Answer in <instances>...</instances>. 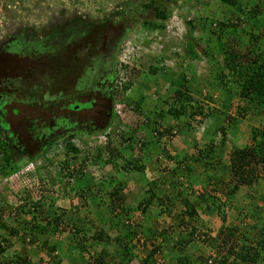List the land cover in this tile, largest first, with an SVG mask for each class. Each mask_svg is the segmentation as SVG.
I'll return each instance as SVG.
<instances>
[{
	"label": "rangeland",
	"instance_id": "1",
	"mask_svg": "<svg viewBox=\"0 0 264 264\" xmlns=\"http://www.w3.org/2000/svg\"><path fill=\"white\" fill-rule=\"evenodd\" d=\"M149 1L0 0V110L4 109L3 112L6 114L16 107H21L24 111L33 109L34 114H30L31 117L39 116L43 125L54 133L50 136L62 130L73 131V141L86 151V153L82 151L81 157L74 159V166L80 167L86 163V172L83 173H92L96 180L101 178L104 182L109 180L110 172L114 174L109 166H102L103 160L109 157L107 154L109 150L105 146L107 142L111 143V147L122 149L123 158L129 160L132 152L130 148H123L126 144L125 138L131 133L133 140L128 142L132 147L135 145L134 163H143L149 178H156V169L160 166L175 167L172 163L174 160L178 161L177 155L170 160L168 151L176 148L179 152L181 146L189 142L187 145H191L190 156L194 163L190 167L192 168L190 172L183 170L179 173L182 189L178 187V190L184 192L185 198L186 192L200 188L198 184L202 181L204 182L201 186L202 191L206 192L209 199L213 198V201L207 200L205 203L210 206L209 208L204 205L198 209L193 223L197 232L195 240L190 243L196 250L208 251L209 244L199 241V238L200 240L206 238L205 233L215 238L221 228L229 225L236 226L238 232L242 233L241 228L250 229L255 225V218H264V168L259 169L258 175L262 181L257 180L249 186L238 184L232 195L227 194L236 184L231 180L229 172L232 149H242L251 145L252 128L264 129V123L263 121L261 123L262 118H252V111L237 95V87H233V93H229L232 94L231 97L226 95L227 92L220 85L210 84L215 82L218 79L216 75L222 72L223 54L210 42L214 36L208 39L209 31L195 29L190 33L187 25L191 20L195 22L198 20L197 24L213 19L225 20L223 16L236 23L237 18L231 17L230 14L223 15L226 13L222 11L224 7L218 0H162V6L171 13L170 18L163 22L162 29L147 30L143 28L142 23L146 20L152 21L154 14L153 9L143 7ZM252 1L262 0H238L242 6ZM259 30L255 27V31ZM194 38L201 40L196 47L199 53L209 54V50L214 48L210 53L213 60L202 58L192 64L190 69L188 65L192 62L186 53V47L189 42L193 43ZM246 38L249 37L243 36L241 42L246 43ZM224 40H219L217 44L225 46L227 40ZM228 41L230 46L231 40ZM257 42L264 46V36ZM217 67L221 69L218 70ZM152 69L154 73L149 75ZM185 71L187 78L192 79V83H186L192 88L191 101H183L186 107L185 116L175 118L169 115L167 110L173 104L172 92L178 87L177 74L186 73ZM171 72L176 75H172ZM173 78L175 85L172 86L170 79ZM145 84H148V87ZM199 88L203 89L196 93ZM140 96H143L142 101L137 100ZM158 97H161L163 102L156 103ZM87 100L99 103L104 112L102 118L91 119L93 116L97 117V114L81 108L73 111L68 107H78ZM134 102H138V108ZM197 108H201L204 113L213 114L203 118L202 123H199L200 117L196 119L189 117ZM241 114L245 116L242 117ZM226 116H237L240 120L235 126H230L223 137L218 130L225 125ZM7 118L10 120L11 130H18L20 136L22 134L25 136L23 143L26 144L28 153L36 155L34 145L36 141L30 140L27 137L29 135L23 132L24 123L19 128L20 118L12 116L11 113ZM108 120H111L113 125L110 134L106 135L108 138L106 140L104 132L96 131L102 129L100 126ZM235 121L233 120L234 123ZM204 130L206 137L211 136L208 141L203 138ZM189 132L192 133V137L189 136ZM198 135L202 136L201 140L198 139ZM151 141L158 143V148L152 147L155 151L142 152L136 144L147 146ZM199 141L202 149H197L195 145ZM211 145L215 158L209 157V160L212 159L210 163L220 167L222 176V181L216 187L218 191L213 190L214 184L208 183L209 180L204 175L203 161L198 160L200 153H205L206 148ZM185 148L186 154L189 151L188 147ZM43 149H46V146ZM64 152V141L58 140L33 161H29L15 175L6 179L0 178V209L2 208L4 212L0 222V234L5 232L3 225L12 227L17 225V222L44 225L42 220L44 211L56 217L60 216L65 222L64 225L78 228L82 226L79 220L85 216L98 229L104 227L103 229L112 237L116 236V232L108 229L109 224L100 219L101 209H105L109 203V197L104 195L107 192L106 187L98 195L101 201L97 198L96 201L91 198L79 199L76 195L73 197L71 192H68L71 191L68 190L69 186L66 187L59 180L61 173L64 182L71 183L66 182L70 179L67 167L63 170V163L67 159ZM90 154L101 156L102 160L98 163L100 166L83 161L84 157ZM147 156L148 159L149 156L155 157L156 162L152 160L149 163ZM121 164L120 160L114 161L116 167ZM165 175L167 178L171 177L169 173ZM197 178L198 184L195 181ZM78 185L79 182L72 187L78 190ZM39 201H42V204L36 211L33 206ZM96 202H102V205L98 206ZM24 204L27 209L34 210L33 215H18V208ZM170 209V212L157 218L156 226L158 230L168 227L167 233L170 232L169 237H173L169 242L172 246L180 242L191 228L180 237L176 231L178 223L176 218L182 213L184 206L179 203ZM223 216L225 222H222ZM134 217L136 218L135 215ZM84 229L78 237L91 238L94 227L90 224ZM28 238L24 232L10 238L9 242L4 243L7 248L6 255L26 253L35 264L50 263L53 254L41 247L39 242L35 245L26 244ZM162 238V235H155L154 238L149 236L145 241L142 236L135 237L133 243L136 252L144 256L146 250L157 246L162 242ZM55 239L57 253L66 260L74 248L73 233L66 230L64 233H58ZM241 243L243 241L239 239L235 244L238 245L236 250H239ZM95 250L99 252L100 247H96ZM93 253L94 250L88 248L83 256L87 259V255L92 256ZM223 254L225 253H218L217 260H220ZM117 262L118 259L113 258L110 264ZM65 263L64 261L63 264Z\"/></svg>",
	"mask_w": 264,
	"mask_h": 264
},
{
	"label": "trees",
	"instance_id": "2",
	"mask_svg": "<svg viewBox=\"0 0 264 264\" xmlns=\"http://www.w3.org/2000/svg\"><path fill=\"white\" fill-rule=\"evenodd\" d=\"M161 1L162 0H150L148 3L144 4L143 7L145 9H153L154 14L152 21L146 20L142 23L143 28L147 30H160L163 27V22L170 18L171 13L162 6ZM218 1L224 7L222 11H225L224 13L226 14L223 15L229 16L230 14L231 17H236V23H232L231 20H229L230 18L228 19L223 15L225 20H214L212 18L213 21H209L207 16H205V19L209 22L199 21L200 23L197 24L198 20H196V22L195 20L188 21V30L190 33H193L195 29H203V32L209 31L207 32L208 39L210 40L211 37L214 36L213 40L210 42L216 45L223 54L224 67L222 68V72L218 76L216 75L218 79L210 84L220 85V87L227 92L226 95H230L231 97L232 94L229 93H233V87H237V95L244 100L245 105L252 111V118H262L261 123L262 121L264 123V46H261V44L259 45L257 42L259 38L264 36V0L252 1L249 4L246 3L244 6L240 5L238 0ZM156 21H160V23ZM212 25L214 26L213 28ZM255 27L260 30L255 31ZM243 36L249 37L248 39L246 38V43L243 41L241 42ZM224 39L227 40L225 46L217 44L219 40L225 41ZM228 39L231 40L230 46L232 47L228 45ZM192 41L193 43L189 42L186 47V53L192 62L188 65L189 68L192 64L197 62V60L202 58L213 60L210 53L214 51V48L209 50V54L199 53L196 47L201 40L194 38ZM217 69L220 70L221 68L217 67ZM152 73H154L153 69L150 70L148 74L153 75ZM171 73L172 75H176L173 72ZM186 74L187 72H179V74H177L179 82L176 86L178 87L172 92L173 104L167 110V113L175 118L185 116L184 109L186 107L183 105V101H191L190 91H192V88L188 87L186 83H192V79L187 78ZM170 83L172 86L175 85L174 78L170 79ZM228 85L232 88H228ZM145 86L148 87V84H145ZM201 89L203 88H199L195 92L198 93ZM141 97L143 96H140L137 100L139 101ZM159 101L163 102V99L158 97L156 103ZM93 103V100H87L79 104L78 107H68L73 111L81 108V110H89V112L96 113L97 117L93 116L91 119L102 118V115H104L103 108H101L99 103ZM137 103L138 102H134L133 104L138 108ZM32 110L27 109L24 111L23 108L16 107L12 108L6 114L3 112L4 109L0 110V131L3 135L0 136V178L6 179L15 175L21 171L29 161H33L38 155L46 151L52 143L63 140L65 149L64 154L67 158L63 163V170L67 167L68 172H70V179L66 180V182L69 181L71 183H65L61 173L59 174V180H61L66 187L69 186L68 190L71 191L68 192H71L73 197L76 195L79 199L91 198L96 201L97 198L101 201V197L98 195H100L106 187L107 192L104 193V195L109 197V203L105 209H101L100 219H104L105 222L109 224L108 229L116 232V236L112 237L103 229L104 227L98 229L85 216L79 220L82 226L78 228L77 226L70 227L64 225L65 222L60 216L56 217L50 212L43 211L42 220L44 221V225L40 223L29 225L25 222H17V225H13L12 227L3 225L5 232L0 234V264H35L26 253L6 255L7 248L4 243L9 242L10 238L16 237L21 232L29 236V238L26 239V244L35 245L39 242L41 247L53 254V258L48 264H63L64 261L66 262L65 264H110L113 258L118 259L117 264H133L134 262L138 264H264L263 217L255 218L256 223L250 229L241 228L242 230L240 229V232L242 231V233H239L238 228L234 225L221 228L215 238H211L205 233L204 236L206 238L203 240L199 238V241L204 244H209L208 251L202 252L200 249L196 250L190 245V243L195 240L197 232L196 228L193 226L194 218L197 215L198 209L204 207L205 203L208 202L207 200L213 201V198L209 199L206 192L202 191V187L197 190H192L189 193L186 192L185 198H183L184 192L178 190V187L182 189L179 177V173L182 172L181 166H160L156 169V178H149L146 173V166L144 164L134 163L136 161L133 159V147L135 145L132 147L128 142L133 140V135L130 133L125 138L126 140H124L126 144H124L123 148H130L132 155L129 160L123 158L122 149L118 150L115 147H111V143L107 142L105 146H107L109 150L107 152L109 157L107 160H103L102 166H109L110 170L114 171V174L110 172L108 181L106 180L104 182L101 178L96 180L94 174L83 173L86 172V163L84 166L82 165L80 167L74 166L73 164L74 159L81 157L82 151H84L81 145L73 141V131L69 130L64 132L62 130L50 136L54 133L50 132L49 128L43 125L44 123L39 116L31 117L30 114H34ZM10 113L12 116L18 119L20 118L18 122L20 124L19 128H21V124L24 123L23 132L29 135L27 137H29L30 140L36 141V143H34V145H36V155H30V153H28L26 144L23 143L25 136L23 134L20 136L18 130H11L10 120L7 118V115ZM242 113H244V111ZM212 114L213 112L208 114L204 113L201 108H197L189 114V117L191 119L200 117L198 121L202 123L203 118L210 117ZM241 115L242 117L245 116L244 114ZM233 120H236L235 123ZM238 120L240 119H238L237 116H226L225 125L221 126L218 131L225 137L228 128L230 126H235ZM112 125L113 123L111 120H108V122L104 121L102 126H100L102 129L96 132H104V136H106L110 134L109 132L112 129ZM60 127H63V125H60ZM250 134V141L252 144L242 149H232L229 157L231 180L236 184H234L232 190L227 192L228 195H232L235 192L238 184L249 186L257 180L262 181L264 179L258 178L259 169L264 168V129L252 128ZM105 139H108L107 136ZM136 144L139 145V149L142 152L152 151L154 150L152 147L155 148L158 145L157 142L153 141L148 144L149 146L140 143ZM45 146L46 149H43ZM206 150L205 153H200L198 160L203 161L205 168L204 175L208 178V183L214 184L213 190L218 191L216 187L219 182L222 181L220 167L216 166L217 164L210 163L212 159L209 160V157L212 158L215 155L213 145L206 148ZM84 153H86V151H84ZM123 159L125 160L124 162ZM168 159L170 158L168 157ZM85 160L100 166L98 163L102 158L100 155L93 156L90 154L84 157L83 161ZM117 160L122 162L121 166L116 167L114 165V161ZM218 163H220V161ZM79 168L82 170L80 171ZM186 170H188V168H186ZM190 170H192V168ZM190 170L188 171L190 172ZM167 173H169L171 177L167 178L165 175ZM130 175H133L139 187L138 192L132 190V186H128L124 182V178ZM78 182V190H76L72 186L76 185ZM173 188L177 191L174 192ZM68 192H66L67 195L69 194ZM41 202L39 201L38 204H34L33 207H35V209H33L38 211L37 208L42 204ZM179 203L184 206V209L181 214L178 213L180 215L176 218L178 220L176 231H178L180 236L184 235L188 228H191V230L188 234L186 233V236H183L184 238H182L180 242L170 246L169 242L173 237H169L171 233H167L168 227L158 230V226H156L157 218L166 212H170V208ZM96 204L101 206L102 202H96ZM205 206H207V204ZM207 207L209 208L210 206ZM34 210L27 209L24 204L18 208L17 213L18 215H33ZM3 213L1 208L0 222ZM222 218V222H225V217L223 216ZM23 223L27 226L25 227ZM90 224L94 227L91 238H79L78 234L82 230H85V226L88 228ZM66 230H70L73 233L75 244L73 251H70L67 259L63 260V257L57 253V240L55 238L58 233H64ZM173 233L174 232H172V234ZM155 235H162V242L151 250H146L144 256H140L139 253L136 252V247L133 243L134 238L142 236L146 241L149 236L150 238H154ZM239 239H241L243 243H241L239 250H236L238 245L236 246L235 244H237ZM96 247H100L99 252H96ZM88 248L94 250V255H87L88 258L86 259L83 254L88 251ZM221 252L225 254L221 256L220 260H217L216 256Z\"/></svg>",
	"mask_w": 264,
	"mask_h": 264
},
{
	"label": "crops",
	"instance_id": "3",
	"mask_svg": "<svg viewBox=\"0 0 264 264\" xmlns=\"http://www.w3.org/2000/svg\"><path fill=\"white\" fill-rule=\"evenodd\" d=\"M191 132V131H190ZM188 133L189 134V136H191L192 137V133ZM203 135V138H204V140L206 139V141H208V139L211 137H206V133H205V130H204V133L202 134ZM198 139H202V136L201 135H198ZM197 139V138H196ZM211 141H212V139H210ZM187 144H189V142H185L181 147V150L179 151V152H177L176 151V148H172L170 151H168V155H170V156H168L169 158H172V157H174L175 155H177V160L178 161H175L174 160V162L172 163V164H174L175 166H181V171H183V170H186V168H188V170H190L191 168V166L193 165V163H192V160L194 161V159L190 156L191 155V150H190V147H191V145H187ZM196 146H197V149H202L203 147H202V145L200 144V141L199 142H197V144H195ZM145 146H146V144H145ZM188 147V151L189 152H186V154H185V150H186V148L185 147ZM159 146L157 145V148H158ZM169 150V149H168ZM152 156V155H151ZM151 156H149L150 157V159L148 160L149 161V163L153 160L154 162H156V158L155 157H151ZM189 159H188V158ZM197 157H198V155H197ZM167 158V157H166ZM192 158V159H191ZM195 158V157H194ZM147 159H148V156H147ZM171 160H173V159H171ZM191 161V162H190ZM168 162V161H167ZM196 163V162H195ZM141 164H143V163H141ZM128 178V179H127ZM127 178H125L124 179V182H125V184L126 185H128V186H132V190H134V191H136V192H138V190H139V187H138V185H137V183H136V181H135V179H134V177H133V175H130V176H128ZM196 182V184H198V181H199V179L197 178L196 180H195ZM202 183H204V182H200V184H198L199 185V187H201L202 186ZM205 183L207 184V182L205 181ZM134 187V188H133Z\"/></svg>",
	"mask_w": 264,
	"mask_h": 264
},
{
	"label": "clouds",
	"instance_id": "4",
	"mask_svg": "<svg viewBox=\"0 0 264 264\" xmlns=\"http://www.w3.org/2000/svg\"><path fill=\"white\" fill-rule=\"evenodd\" d=\"M138 147H139V145H138ZM140 148V147H139Z\"/></svg>",
	"mask_w": 264,
	"mask_h": 264
}]
</instances>
